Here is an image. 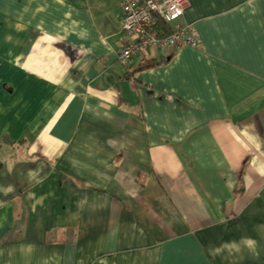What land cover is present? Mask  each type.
Returning a JSON list of instances; mask_svg holds the SVG:
<instances>
[{
	"label": "crops",
	"instance_id": "1",
	"mask_svg": "<svg viewBox=\"0 0 264 264\" xmlns=\"http://www.w3.org/2000/svg\"><path fill=\"white\" fill-rule=\"evenodd\" d=\"M122 2L0 0V264H264V0Z\"/></svg>",
	"mask_w": 264,
	"mask_h": 264
},
{
	"label": "built area",
	"instance_id": "2",
	"mask_svg": "<svg viewBox=\"0 0 264 264\" xmlns=\"http://www.w3.org/2000/svg\"><path fill=\"white\" fill-rule=\"evenodd\" d=\"M189 0H123L121 28L125 44L118 53L128 61L141 49L196 46L190 26L179 22Z\"/></svg>",
	"mask_w": 264,
	"mask_h": 264
}]
</instances>
